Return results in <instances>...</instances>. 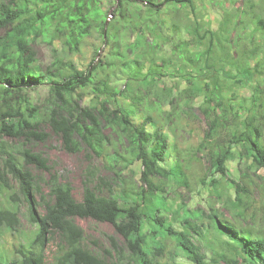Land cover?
Instances as JSON below:
<instances>
[{"label": "trees", "instance_id": "trees-1", "mask_svg": "<svg viewBox=\"0 0 264 264\" xmlns=\"http://www.w3.org/2000/svg\"><path fill=\"white\" fill-rule=\"evenodd\" d=\"M103 1L0 0V29L5 31L0 37V136L45 142L49 135L40 130L41 124L49 122L55 131L62 125L59 134L68 152L77 153L86 148L104 160L105 167L113 172L136 163L145 169L154 166L167 178L172 189H189L190 174L197 159L194 154L180 149L176 135L189 127L184 111L190 112L196 100L203 98L199 111L209 127L200 147L210 162V180L203 188L211 190L219 183L218 177L226 179L234 190L232 198L225 194L226 210L244 220L252 201L251 174L264 172V89H255L254 85L264 82V18L253 20L255 28L250 34L249 47L244 40H248L246 29H240L243 20L233 23L231 17L225 16V22L216 32L207 29L201 35L195 30L197 39L193 45L196 49L205 47L198 60L190 53L192 44L178 41L173 57L161 58V66L152 58L146 66L147 55L159 54L158 40L163 43L167 40L157 33L159 25L165 26L160 17L163 6L184 7L192 0H117L118 17L110 24L101 9ZM143 7L149 11L144 15ZM240 14L242 17L244 13ZM232 18L237 19L238 15ZM116 25L128 26L131 31L137 29L140 35L135 42L126 40L125 33ZM172 27L175 33H181L178 23L172 22ZM94 31L99 32L109 46L105 60L96 67L80 70L73 62L59 56L57 49H52L54 61L45 72L37 66L32 44L39 37L50 47L60 42L65 52L76 54ZM232 32L237 35L234 40L229 38ZM146 38H149L148 43ZM168 38L174 40L175 36ZM227 47L235 52L236 59L219 67L213 65L210 61L214 49L223 51ZM187 67L192 71H186ZM169 68L176 70L169 74ZM110 74L112 77L124 75V86L115 85ZM178 75L193 89L180 91L163 85L167 78ZM223 76L239 87L251 89L250 100L234 97L227 101L224 88L217 85ZM47 79L51 81L52 104L48 114L42 116L41 110L26 100L24 93L45 85ZM197 85L200 87L196 88ZM87 92L93 98L84 106L83 96ZM61 99L65 100L64 104ZM167 105L174 113L169 112L164 125L154 113H162ZM138 118H142L140 123H136ZM21 156L28 167L51 171L48 159L41 154L25 149ZM235 161L241 172L239 182L230 177L229 164ZM140 174L142 186L119 180V194L110 188L108 195H102L86 186L80 202L73 198L70 185L54 175L50 186L53 202L47 204L45 213L40 215L33 206L34 174L24 169L14 154L8 153L3 160L0 147V199L12 190V182L17 183L20 194L31 205V221L39 228L33 247L36 250L22 253L20 263L8 262L0 255V264H46V248L54 234L61 240L56 264H164L159 258L165 254L166 244L160 241V236L174 237L177 248L195 264H219L220 261L264 264V235H253L232 225L218 211L216 203H208L207 216L201 211L184 210L182 203L178 207L182 229H177L164 216L169 205L168 186L145 188L147 174L143 171ZM261 176L264 177V173ZM204 216L211 221L209 228L235 256L228 258L216 252V258L208 261L194 243L193 234L202 236V228L196 223L204 222ZM76 219H91L114 228L123 238L124 248L112 239L113 252L106 253L111 258L117 256L116 260H106L85 248L84 230ZM19 224L16 213L0 209V226L13 229ZM127 252L139 258L136 263L128 260ZM172 258L175 262L176 255L172 254Z\"/></svg>", "mask_w": 264, "mask_h": 264}, {"label": "rangeland", "instance_id": "rangeland-1", "mask_svg": "<svg viewBox=\"0 0 264 264\" xmlns=\"http://www.w3.org/2000/svg\"><path fill=\"white\" fill-rule=\"evenodd\" d=\"M160 0H158L159 2ZM118 1L104 0L101 5V9L104 14L108 16L107 23L110 24L115 17H118ZM160 13L161 19L165 21V26H158V35L160 38H167L166 43H163L159 39L161 49L158 55H147L145 60L146 66L150 65L152 58H156L157 65H162L161 58L173 57V51L175 43L178 41H187L192 44L189 48L193 58L198 60L202 51L205 49L201 46L200 49H196L193 45L197 39L194 36L195 30H199L203 35L205 30L211 29L212 31H218L225 22V16L231 17L233 23L243 20V24L240 29L245 28L247 32L248 40L244 39L246 46H251L250 34L254 30L255 26L253 20L258 17L264 18V0H192L191 4H187L184 7H170L163 6ZM149 12L143 7L142 14ZM241 12L243 16L241 17ZM238 15L237 19L232 16ZM172 22L178 23L181 27V33H175V29L172 27ZM117 28L122 29L125 33V39L135 42L140 33L137 29L132 31L129 27L123 25H116ZM232 25L230 24V27ZM178 32V31H176ZM5 34L4 29H0V37ZM245 34V33H244ZM243 34V35H244ZM175 36L174 40H170L168 37ZM237 37L235 32H232L229 38L234 40ZM196 38V39H195ZM149 38H146L148 43ZM32 48L37 54V66L41 71L45 72L54 61V52L52 49L59 51V56L64 57L65 61L73 62L75 66L80 70H88L90 66L96 67L100 64L101 60H105L109 51V46L105 45L99 32L94 31L90 37H87L81 45L80 52L76 54H68L64 51V47L60 42H56L53 47H50L43 38L39 37L36 43L32 44ZM177 56V54H176ZM236 59V54L227 48L225 50H219L215 48L212 56L211 63L217 67L225 64L227 61H233ZM176 61L181 62L176 58ZM186 67L185 64H183ZM169 74L174 73L176 68H169ZM186 71H192L191 68H186ZM108 72V71H107ZM111 72V71H110ZM108 72V73H110ZM201 73L200 71H198ZM110 79L115 85L123 87L125 84V76L118 75V77H112ZM166 82L163 83L167 88H179L180 91L185 89H193L189 82L180 75L177 77H169ZM45 85L36 89L26 91L25 98L33 106L38 107L41 110L42 116L48 114V108L52 104L51 96V81L47 79ZM217 85L224 88L227 96V101L234 97H239V100H250L252 90L249 88L239 87L231 79L223 76ZM255 89H264V82L261 84L254 83ZM200 87L197 85L196 88ZM93 95L87 92L83 96L82 104L84 106L89 105ZM61 103H65V100H59ZM249 101H247L248 103ZM193 109L187 113L185 112V123H188L189 127L177 132V143L180 149L184 153L194 154L197 162L193 164L190 174V188L189 189H172L168 186L169 182L165 176L160 175L154 166L149 169L142 168L140 163H136L133 166H126L120 171L118 169L115 172L120 174V177L116 176V173L105 167V161L98 158L95 154L91 153L86 148H83L80 152L70 153L63 146V140L59 134L62 129V125H58V131L53 130L52 126L48 122H43L40 126V130L48 134V138L45 142H26L25 140H12L7 137L0 136V147L3 155V160L7 158L8 153L14 154L21 166L24 169L30 170L35 176V188L34 193L35 204L34 209L37 214L43 215L45 213V207L47 204L53 202L50 196V186L52 183L51 178L55 175L59 181L68 183L71 187L73 198L80 202L83 199V194L86 186H89L96 193L102 195H108L109 189H113L116 193L121 192V186L118 183L119 180L132 183L134 186H142L141 172L147 174V184L145 188L150 187L156 189L158 187L168 186L167 199L168 206L165 208V217L169 218L175 228L182 229L180 217L178 215L180 205L184 203V210L189 209L191 211L203 212L205 216L209 214V204L216 203L217 209L220 213H223L233 225H237L239 228L250 231L253 235H264V177L261 175L263 171L257 174H251L252 184V198L251 206L248 207L246 218L243 220L237 218L233 213H229L226 210V193L228 198L234 196V190L230 186L226 179L218 177L219 183L211 190L205 189L204 185L210 180V162L206 157V153L201 146L202 136L208 130L207 122L204 120L203 115L199 111V106L203 103V98H199L195 102ZM162 113L155 112L154 116L159 118L163 124H167V115L169 112H173L172 107L165 106ZM181 112V110H178ZM176 111V112H177ZM174 113V112H173ZM142 118H138L136 123H140ZM3 123H1L2 125ZM264 145V139H263ZM25 149H30L34 153H39L48 159L49 167L51 171H39L34 167H28L24 164L21 153ZM230 177L237 182L240 181L241 172L238 168V161L231 162L229 164ZM126 185H128L126 183ZM224 192V193H223ZM174 205V206H172ZM225 205V206H224ZM179 207V208H178ZM0 209L9 210L16 213L20 222L18 226L13 229L2 225L0 226V255L8 262L20 263L22 261V253L29 254L31 251L36 250L34 247V241L38 233V225L31 221V205L20 194L19 185L12 182V190L4 193L0 199ZM204 216V222H197L196 226L202 228V236L193 234L194 243L200 247L201 251L207 256L208 261L215 259V253L226 254L228 258L235 256L233 252L223 243V240L209 228L211 221ZM76 223L84 230V246L88 250L94 252L100 257L112 261L116 260L117 256L112 258L106 253L107 251L113 252L112 239L118 244V246L124 248V240L119 236L114 228L106 223H99L91 219H76ZM203 225V227H202ZM160 241L166 244L165 254L159 258L164 264H195L193 263L182 251L177 248L176 239L174 237L160 236ZM61 244V240L58 234H54L50 244H48L45 252L46 264H56V257ZM175 254V262L173 261L172 254ZM0 256V257H1ZM132 255L127 252V258L129 261L137 262L138 257H131ZM174 257V256H173ZM1 258V259H2ZM2 259V260H3ZM241 261V258H239ZM6 263V261H4ZM213 264L212 262H209ZM219 264H227L226 262H219Z\"/></svg>", "mask_w": 264, "mask_h": 264}]
</instances>
